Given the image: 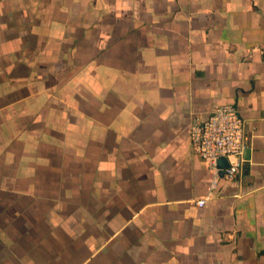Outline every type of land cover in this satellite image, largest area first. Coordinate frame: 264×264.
<instances>
[{
	"label": "crops",
	"instance_id": "crops-1",
	"mask_svg": "<svg viewBox=\"0 0 264 264\" xmlns=\"http://www.w3.org/2000/svg\"><path fill=\"white\" fill-rule=\"evenodd\" d=\"M0 264H264V0H0Z\"/></svg>",
	"mask_w": 264,
	"mask_h": 264
},
{
	"label": "built area",
	"instance_id": "built-area-1",
	"mask_svg": "<svg viewBox=\"0 0 264 264\" xmlns=\"http://www.w3.org/2000/svg\"><path fill=\"white\" fill-rule=\"evenodd\" d=\"M189 137L193 151L215 173L211 189L218 184V158L224 157L228 161V167L220 170L222 178L226 180L233 179L242 169L245 162L242 155L244 122L233 105H215L206 119L194 121L190 125ZM207 198L198 199L196 205L203 206Z\"/></svg>",
	"mask_w": 264,
	"mask_h": 264
},
{
	"label": "water",
	"instance_id": "water-1",
	"mask_svg": "<svg viewBox=\"0 0 264 264\" xmlns=\"http://www.w3.org/2000/svg\"><path fill=\"white\" fill-rule=\"evenodd\" d=\"M247 153H248V149H244L243 152H242V155H243L244 159H248ZM216 165L221 170L222 168H227L228 167V161H227L226 158L220 157V158L217 159ZM220 170H219V174L221 175L222 173H221Z\"/></svg>",
	"mask_w": 264,
	"mask_h": 264
}]
</instances>
